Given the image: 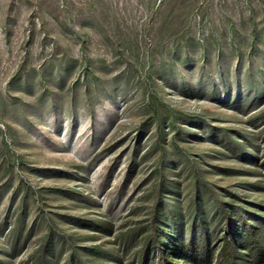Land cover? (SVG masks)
Here are the masks:
<instances>
[{
  "label": "rangeland",
  "instance_id": "rangeland-1",
  "mask_svg": "<svg viewBox=\"0 0 264 264\" xmlns=\"http://www.w3.org/2000/svg\"><path fill=\"white\" fill-rule=\"evenodd\" d=\"M159 195L182 257L146 244ZM238 210L264 219V0H0V264H226Z\"/></svg>",
  "mask_w": 264,
  "mask_h": 264
},
{
  "label": "trees",
  "instance_id": "trees-1",
  "mask_svg": "<svg viewBox=\"0 0 264 264\" xmlns=\"http://www.w3.org/2000/svg\"><path fill=\"white\" fill-rule=\"evenodd\" d=\"M162 176L160 191L168 188L167 179ZM168 183V184H167ZM226 203L223 201L217 202L212 208H216L217 212L222 211L226 215V222L224 224L230 225L232 222V216L225 208ZM206 212V211H205ZM223 215V216H224ZM254 218H249L243 216L240 210L237 211V220L241 221V228L238 230L237 235L234 236L232 230H227L224 234V249L227 250L226 255L228 256L225 260L226 264H244L248 262V255L250 253H256L259 255V251L263 249L264 241L262 240L263 228L262 222L264 219L261 216L250 214ZM206 216H203L202 225L207 228V224L210 223ZM254 221V222H253ZM175 222H177L175 224ZM208 222V223H207ZM253 223V224H252ZM176 225V226H175ZM152 231L148 236H146V244L149 246L154 240L156 241L157 247L160 253L165 257L166 254L174 253L173 255L182 257L183 252H180L179 247L182 245L180 238H178L179 233L183 232L184 224L182 218L181 206L176 202L173 205H165L162 195H159L158 201L155 203L152 209ZM167 227V228H166ZM173 227L176 229L169 235L165 234L166 230ZM196 225H193V228ZM241 235V236H240ZM239 236V237H238ZM244 247L246 251L240 252L239 255L236 254V250ZM208 255L206 254L200 256V261L208 260ZM259 258V256H258ZM38 264H49V257L47 255L46 247L41 249L38 254Z\"/></svg>",
  "mask_w": 264,
  "mask_h": 264
}]
</instances>
